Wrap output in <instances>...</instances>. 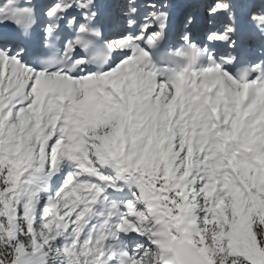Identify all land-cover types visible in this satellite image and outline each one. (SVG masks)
<instances>
[{"label": "snow or ice", "instance_id": "snow-or-ice-1", "mask_svg": "<svg viewBox=\"0 0 264 264\" xmlns=\"http://www.w3.org/2000/svg\"><path fill=\"white\" fill-rule=\"evenodd\" d=\"M0 264H264V0H0Z\"/></svg>", "mask_w": 264, "mask_h": 264}]
</instances>
